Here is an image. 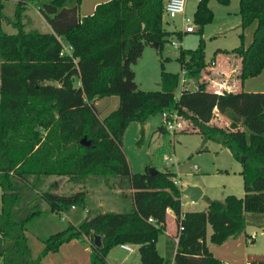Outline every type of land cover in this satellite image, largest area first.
<instances>
[{
	"label": "trees",
	"instance_id": "obj_1",
	"mask_svg": "<svg viewBox=\"0 0 264 264\" xmlns=\"http://www.w3.org/2000/svg\"><path fill=\"white\" fill-rule=\"evenodd\" d=\"M11 1L17 5L14 18L6 12ZM210 1L199 0L194 19L200 25L213 19ZM28 2H35L52 32L25 30L21 18ZM166 2L110 0L81 17L82 0H0V264H44L48 254L74 240L91 241L90 264H107L111 250L122 244L139 247L141 264H225L210 245L244 235L247 213L264 214V92L207 90L202 45L181 65L179 96L178 73L163 72L158 91L141 90L136 83L132 64L148 45L160 48L169 34L163 28ZM239 6L241 28L256 24L253 41L247 48L218 51L241 58L237 79L242 88L264 71V0H239ZM5 24L17 32L9 33ZM69 47L73 50L67 53ZM114 96L118 108L101 118L97 102ZM165 113H177L186 122L176 134L199 133L205 144L223 142L242 164L243 198L228 195L208 200L203 211L184 212L175 173L151 174L149 168L132 172L123 149L128 127L133 122L143 127ZM220 117L228 123L222 125ZM158 131L167 132L163 125ZM85 136L92 147L81 143ZM51 177L74 184L112 178L114 186L131 191L133 208L89 213L80 225L70 223L63 231L40 236L45 247L34 259L27 233L36 219L49 211L62 217L73 206L88 207L87 192L59 193L60 180L41 193ZM43 201L48 211L42 209ZM169 210L178 230L183 229L168 236V254L161 256L157 242ZM96 236L102 239L101 248L95 245ZM248 261L264 264V254H249Z\"/></svg>",
	"mask_w": 264,
	"mask_h": 264
},
{
	"label": "rangeland",
	"instance_id": "obj_2",
	"mask_svg": "<svg viewBox=\"0 0 264 264\" xmlns=\"http://www.w3.org/2000/svg\"><path fill=\"white\" fill-rule=\"evenodd\" d=\"M198 4L199 0H187L186 2L185 15L195 27L194 33L183 32L187 24L183 23L182 15L172 19L164 14L163 28L169 34L165 37L162 46L156 48L154 45H148L140 59L132 64L139 89L144 91L161 90L162 73H178L179 86L176 95L179 96L183 89L184 78L181 65L183 62L189 61L191 53L201 45L204 47L208 66H211L212 60L218 59L219 49L233 50L241 45L245 48L250 46L253 41L254 27L251 26L245 30L241 28L239 0H231L227 6L219 4L216 0H211L209 7L213 12V19L204 25L198 24L194 19ZM16 6L15 1L9 2L7 6L6 12L12 16L11 18H14ZM79 11L81 12V9ZM21 20L27 31L36 29L43 33L52 32L51 26L43 18L35 2H28L26 9L22 12ZM4 27L9 33L17 32L9 24H5ZM183 52H185L184 57ZM189 87L194 88L191 84ZM118 106L119 98L117 96L101 99L97 103L101 118L111 114ZM220 121L222 125L228 122L225 117H220ZM161 125H163V118L161 115H157L151 117L143 127L136 122L131 123L128 127L124 136L123 149L133 173H145L147 168H156L162 172L169 171L176 174L174 180H179L180 185H176L178 188L184 190L187 186H197L202 191L204 190V196L197 202L192 201L190 197H182L183 207L186 210L203 211L208 206V199L222 201L228 194L237 197L245 195L241 174L242 164L232 156L221 140L209 141L205 144L204 138L199 133L176 134L173 131L165 133L158 131ZM185 128L186 122L179 118L175 131L179 132ZM142 129H144L143 134ZM218 138L220 139V136ZM55 180H60L59 193L87 192L89 208L76 207V211L71 208L72 212L63 213L62 217L53 216L49 211V213H44V217L41 219H36L29 230L32 235L29 245L34 259L39 257L45 247L39 239L40 236H50L65 230L71 222L80 225L89 213L110 211L120 213L131 210L129 197L131 191L114 186L112 178H108V181L104 178H91L86 183L74 184L67 178L51 177L42 185L40 192L43 193ZM2 193L0 186V213H2ZM41 205L42 209L49 210L45 201ZM45 216L51 217L52 221L45 219ZM246 219L247 228L244 235L248 234V243L247 246L245 244L244 246L248 247L251 254H264V214L247 213ZM211 232L212 228L209 226L208 237ZM168 235L167 232H164L158 239L157 249L161 256L168 254ZM251 235L255 236V240ZM238 238L231 239L235 241ZM78 242V245L65 246L62 250L59 249L58 252L52 253L51 258L54 263L60 264L65 259H71L69 264H90L92 248L89 247V249L86 247L87 244ZM132 249V252H127L121 249L120 245L116 246L111 250L107 264H140L139 248L132 246Z\"/></svg>",
	"mask_w": 264,
	"mask_h": 264
},
{
	"label": "crops",
	"instance_id": "obj_3",
	"mask_svg": "<svg viewBox=\"0 0 264 264\" xmlns=\"http://www.w3.org/2000/svg\"><path fill=\"white\" fill-rule=\"evenodd\" d=\"M108 1H110V0H82V3L80 5L81 17L92 15L95 12V9L99 4L106 3ZM253 27H254V31H255L256 24H254ZM225 50H227V49H225ZM240 67H241V58L235 57L232 55H227L224 53H219L218 59L216 58L214 60V62L211 63V66H207L203 71V81L207 84V90L214 91L217 93H222L225 91L237 92L238 89H242L246 92H264V71L260 76L246 80L245 83L243 84L242 88L239 87V80L237 79V72L239 71ZM191 89H194V88H191ZM181 191H183V190L181 189ZM204 194L205 193L203 190L202 196L200 197V199L204 196ZM228 195H233V194H228ZM184 196L185 195L182 194V197H184ZM182 197H181L182 209L184 212L197 210V209H192V210L191 209L190 210L184 209ZM243 197H238V198H243ZM208 200H214V199H208ZM88 208H89V206H88ZM132 208H133V203L131 201V209ZM76 210H77V208L74 211H76ZM52 214H53V216H57L56 213H52ZM42 217H44V216H42ZM42 217H40L38 219H41ZM246 217H247V214H246ZM45 219H49V221H52V218L49 216H45ZM71 223H73V222H71ZM73 224L77 225L75 223H73ZM61 231H63V230H61ZM177 231H178V228H177V224H176L175 214L172 210H169L168 211L167 226H166L165 232H167L169 234L168 236H175L177 234ZM58 232H60V231H58ZM30 233L29 232L27 233L29 240L31 238L30 236H32V235H30ZM211 234H212V232H211ZM211 234L209 235V237L211 236ZM247 235H242L241 237L238 238V240H235V241H233L234 239L228 240L227 242H225L223 245H220V246L210 245V250L214 254L215 257L220 258L225 263H228V264H252V263H249V261H248V256L251 253L249 252L248 247L244 246V244L247 246V243H248ZM37 236H39V234H37ZM209 237H208V240H209ZM251 237L253 240H255L254 235H251ZM78 244H79L78 240H74V241H71L70 243L64 244L60 248V250H62L65 246L78 245ZM131 246H135V245H131ZM86 247L87 248L91 247V243L89 242V240H88V244L86 245ZM124 251H126V250H124ZM254 254H256V253H254ZM52 255H53L52 253L48 254L43 259V263L44 264H57V263H54L53 258H51ZM70 262H71V259H65L64 262L60 263V264H69ZM136 264H139V263H136ZM140 264H141V261H140Z\"/></svg>",
	"mask_w": 264,
	"mask_h": 264
},
{
	"label": "built area",
	"instance_id": "obj_4",
	"mask_svg": "<svg viewBox=\"0 0 264 264\" xmlns=\"http://www.w3.org/2000/svg\"><path fill=\"white\" fill-rule=\"evenodd\" d=\"M186 2L187 0H167L165 4V10L164 14H166L169 18H176L180 15L183 16V23L186 25L183 29V32L185 33H194L196 31L195 27L193 26L191 20L185 15L186 10ZM176 45V44H175ZM178 46V45H177ZM73 50L72 47L66 48V52L70 53ZM63 54V52H62ZM163 118V126L167 132L173 131L176 132L177 123L179 120V116L177 113H165L162 115ZM195 169H197L195 167ZM174 184L179 186L180 182L179 180H174ZM73 209H76L75 206L72 207ZM149 222L154 223V220L152 218L149 219ZM183 227H180L178 230V233L182 231ZM179 241V235L175 237V242L178 243ZM121 249L126 250L128 252H132V246L128 244H122L120 245ZM173 264V262L171 263Z\"/></svg>",
	"mask_w": 264,
	"mask_h": 264
},
{
	"label": "water",
	"instance_id": "obj_5",
	"mask_svg": "<svg viewBox=\"0 0 264 264\" xmlns=\"http://www.w3.org/2000/svg\"><path fill=\"white\" fill-rule=\"evenodd\" d=\"M154 46L156 48H158L159 44L154 43ZM81 143L87 147H92L91 141L88 140V138L86 136L81 140ZM149 172L151 174H156L158 172V170L156 168H150ZM182 194L187 196V197H190L192 199V201L197 202L200 199V197L202 196V190L197 186H187L186 189H184L182 191ZM95 245L99 248H101L103 246L102 245V239L100 236L95 237Z\"/></svg>",
	"mask_w": 264,
	"mask_h": 264
}]
</instances>
